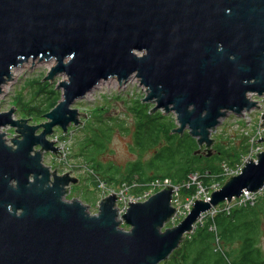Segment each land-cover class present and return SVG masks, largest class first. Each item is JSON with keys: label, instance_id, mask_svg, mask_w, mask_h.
I'll return each instance as SVG.
<instances>
[{"label": "water", "instance_id": "95a60500", "mask_svg": "<svg viewBox=\"0 0 264 264\" xmlns=\"http://www.w3.org/2000/svg\"><path fill=\"white\" fill-rule=\"evenodd\" d=\"M30 59L54 60L44 81L65 79L39 123L12 118L11 106L0 110V127L16 131L9 139L0 131V264H158L201 212L263 186L264 149L167 226L171 186L128 202L120 219L113 192L92 213L66 197L79 177L51 169L43 154L56 151L47 138L54 126L65 132L87 116L70 107L75 99L100 81L122 85L134 75L141 100L154 103L150 112H174L171 132L188 129L210 155L225 113L256 107L248 92L264 97V0H0V94L11 68Z\"/></svg>", "mask_w": 264, "mask_h": 264}, {"label": "trees", "instance_id": "16d2710c", "mask_svg": "<svg viewBox=\"0 0 264 264\" xmlns=\"http://www.w3.org/2000/svg\"><path fill=\"white\" fill-rule=\"evenodd\" d=\"M42 76L24 82L30 87L28 97L20 90L12 99V104L22 112L20 115L28 116L35 122L41 120L43 113L52 108L60 98L54 85L50 81H43ZM152 106L139 98L129 102L128 111L134 119V129L131 132L134 148L139 150L140 155L148 148L156 146L157 149L146 161L139 155L135 160L127 162L124 169L111 162H102L99 155L106 147L110 130L118 128L128 131L127 123L112 116L92 119L93 114L107 110L104 105L85 112V123L79 127L84 135L77 139V146L85 161L83 165H89L93 180L96 178L107 185H117L122 181H134L142 185L156 177H169L180 182L188 178V174L201 175L204 171L218 177L220 162L235 164L247 151L248 137L240 133L228 137V144L214 143L211 155L207 156V150L200 147L196 138L187 131L180 135L171 132L174 120L163 115L160 110L150 112ZM85 128L90 131L87 136ZM241 137L242 144L239 143ZM198 149L201 150L196 152ZM195 191L196 185L193 184L181 187L182 196H190ZM85 197L93 198L87 196V193ZM263 221L264 193L253 205L234 207L229 213L220 211L199 223L162 264H264V250L259 242ZM212 224L214 228L211 227ZM216 237L224 253L214 250Z\"/></svg>", "mask_w": 264, "mask_h": 264}, {"label": "rangeland", "instance_id": "374dc122", "mask_svg": "<svg viewBox=\"0 0 264 264\" xmlns=\"http://www.w3.org/2000/svg\"><path fill=\"white\" fill-rule=\"evenodd\" d=\"M30 62L31 59L26 61L19 67L13 68V71H16V75H14L6 85H3V91L0 94V110L6 108L7 106H11L12 108H14H11L12 118L24 117L20 115L22 112L17 110L16 106L12 104V99L20 90H22V93L25 97L29 96L30 87L24 82H26L28 79L42 76V74L44 76L50 69V67L54 64L53 59L41 62L35 61L31 65ZM62 79H65V75L62 73H58L53 77L52 80H50L51 85H54L55 89L59 92L60 98L61 89L57 88L56 85L58 81ZM144 96V86L139 83L137 77L131 75L122 85H118L115 78L100 81L94 87H92L85 94V96L75 99V101L70 105V107L76 108L79 112H81V114H84L85 112L88 113V111H90V109L93 107H100L104 105L105 107H107V110H101V112L97 115L93 114L92 119L99 116H112L123 120L124 123H127L129 129L128 131L120 130L118 128L110 130L111 134L106 141V147L99 155V158L102 162H111L112 164L120 166L121 169H124L127 162L135 160L139 157V150L135 149L133 146L131 132L132 129H134V119L132 113L128 111V105L130 100L135 98H139L141 100V98ZM249 96L251 97V99L256 100V107L254 106L250 110H244L240 114L228 112L225 117L221 118L220 123L216 126L215 130L212 131L210 135L214 139L212 145L219 142L228 144V137H233L239 135L240 133H243L248 137V148L246 153L241 155V159L237 160L235 164H229L232 167H236V165L241 164V162L243 161L242 159L246 158L247 156L254 158V153L264 149V142L258 140V138L260 137L264 138V97L263 95H258L256 93H249ZM143 102L154 105L152 101ZM156 110H160L163 115H166V117H168L169 119H173L175 123L174 112L169 111L165 113L161 107L157 108ZM26 119H28V123L34 124L39 123L44 118L42 117L41 120L37 122L31 121L32 118L30 117H27ZM84 119L85 117L82 116L80 124L75 127L73 126V124H70L68 126V129L72 126L73 127L69 131L67 130L66 133H63L60 127H54L52 135H49L47 138L54 141V145L57 147V152H44L43 162L49 165L51 169L55 168L58 173L65 172L70 169L73 170L72 173L79 177V182L75 185H71V188H69V192L66 197L70 198L73 196L81 199L87 205L88 209L94 213L97 211L98 202L104 196V193H98L96 182L92 178L89 165H83L85 161L83 160V156L80 154V149L77 146V139L84 135L83 130L79 128L85 123L83 121ZM175 126L176 124L173 126V128ZM14 129L15 127L11 125H6L0 128L1 131H5L6 136L8 137L7 139H9L10 136L16 135V131ZM185 131L188 132V129L185 128L181 133ZM89 133L90 131L85 128V136H87ZM174 133L179 135L181 134L179 132ZM252 142L254 149H252L251 146ZM239 143L242 144V137L240 138ZM156 149V146L155 148H148L140 155V158L146 161L156 152ZM244 155L247 156L243 158ZM219 164H221V162ZM202 173L203 174L201 175L199 173L197 175H195L194 173L188 174V176L191 177V180L189 181H191L193 185L195 181L200 182L201 179L206 176V172ZM193 175L196 176L194 180L192 179ZM223 180L221 181V185L223 183ZM96 181L99 182L100 180ZM204 181L210 185L214 181V177L207 181L206 179H204ZM209 181L210 183H208ZM107 187H110V184H108ZM214 189L218 188L215 187ZM85 193H87V196H93V198L87 199L85 197ZM178 205L183 208V204H177V206ZM185 213L186 212H184V209H181L178 220L173 223L170 221L166 223V225L170 226L177 223ZM120 218L121 217H119V219ZM261 232L262 233L259 242L260 247L264 250V221L262 222ZM162 262L163 261L158 264H162Z\"/></svg>", "mask_w": 264, "mask_h": 264}, {"label": "built area", "instance_id": "2783aa9c", "mask_svg": "<svg viewBox=\"0 0 264 264\" xmlns=\"http://www.w3.org/2000/svg\"><path fill=\"white\" fill-rule=\"evenodd\" d=\"M252 149H254L253 146H252ZM245 156H247V155H245ZM248 158H250V156H247L246 158L242 159L243 161L241 162V164H243L245 161H247ZM239 171L240 170H234L231 173L237 174V173H239ZM195 177L196 176L193 175L192 179L194 180ZM189 180H191V177H188L187 179H185L180 184L172 185L169 178H167V177H165V178L156 177V178L151 179L147 183H145L141 192L139 191L138 193H132V190H134L135 188H138L137 186H140L138 183H136L134 181L122 182L119 186L118 191H117L118 202H119V215L124 212V210L128 206V202L144 200L155 190L166 187L168 185H172L173 189L175 191V194H173L172 203L176 207L175 213H174L172 218L173 219L178 218L180 216L181 209H184V212L187 213V211L190 209L194 199L204 198L205 200H209L210 199V195H209L210 192L212 190H214V188L216 187L214 185V181H213L212 184H210V185H212L211 187H208L209 186V184H208L206 187H204L207 189L203 188L201 190L195 191L194 194H192L190 196H186L185 200L182 202V199L180 198L178 191H179L180 187H189V183L191 182ZM97 186H98L99 190H104V192L105 191L109 192L112 190L110 187L105 186V183H103L102 181H99ZM263 190H264V188H262V187L255 190V191L244 189L238 197H232V199L230 201L224 200L223 202H221L217 206H214L211 209L207 210L206 212L201 213L200 216L198 217L197 223H202L204 220H206L209 217L212 218L218 211L229 212L230 209L232 207H235V206L253 205L257 202L258 198L262 195ZM177 204H183V208H181L180 205L177 206ZM211 227L214 228L213 224ZM214 250H216V251L219 250L222 253H224L222 245H221L218 237H216Z\"/></svg>", "mask_w": 264, "mask_h": 264}, {"label": "bare ground", "instance_id": "6f19581e", "mask_svg": "<svg viewBox=\"0 0 264 264\" xmlns=\"http://www.w3.org/2000/svg\"><path fill=\"white\" fill-rule=\"evenodd\" d=\"M34 63V62H33ZM13 68H16V67H13ZM13 68H11V79L13 78V76L14 75H16V71H13ZM13 71V72H12ZM58 74V73H57ZM57 74H55V75H57ZM54 75V76H55ZM10 79V80H11ZM95 86V85H94ZM94 86H92V87H94ZM4 87V86H3ZM91 87V88H92ZM90 88V89H91ZM89 89V90H90ZM88 90V91H89ZM87 91V92H88ZM86 92V93H87ZM249 93H256L257 94V92H248L247 93V96L250 98V100H252V101H256V100H253V99H251V97L249 96ZM71 105V104H70ZM256 105H257V102H256ZM254 106H251L249 109H243L242 111H241V113L244 111V110H250L251 108H253ZM228 112H233V113H235L234 111H228ZM228 112H226L225 113V116L228 114ZM235 114H237V113H235ZM221 118V117H220ZM220 118H219V120H220ZM4 125H2L1 127H3ZM0 127V128H1ZM55 127V126H54ZM54 127H53V129H54ZM1 131V130H0ZM54 131V130H53ZM50 140V139H49ZM52 141V140H51ZM53 143H54V141H53ZM55 146V145H54ZM56 147V146H55ZM47 151H53V152H57V147H56V151L55 150H51V149H49V150H47ZM262 151V150H261ZM259 152V151H258ZM258 152H256V153H254V155H255V157L254 158H256V154L258 153ZM252 154V153H251ZM246 162V161H245ZM245 162L243 163V164H238V165H236V167H232L231 165H229L228 163H226V162H224V161H222L221 162V164H220V169H219V176L218 177H215V176H212V175H209V171H204V172H206V176L205 177H203L202 179H201V181L200 182H194V185H196V191L197 190H201V189H203L204 187H206L208 184L204 181V179H206V181L207 180H210L212 177H214V185L216 186V188H219V186H221V181L224 179V178H227V177H230V176H232V175H234V174H232L231 172H233L234 170H240L241 171V169H242V167H243V165L245 164ZM239 171V172H240ZM190 185H192V183L190 182L189 183V187H190ZM212 185H209L208 187H211ZM262 188H264V184H263V186H262ZM263 193H264V190H263ZM262 193V194H263Z\"/></svg>", "mask_w": 264, "mask_h": 264}, {"label": "flooded vegetation", "instance_id": "af4514ba", "mask_svg": "<svg viewBox=\"0 0 264 264\" xmlns=\"http://www.w3.org/2000/svg\"><path fill=\"white\" fill-rule=\"evenodd\" d=\"M126 228H128V226H126Z\"/></svg>", "mask_w": 264, "mask_h": 264}]
</instances>
